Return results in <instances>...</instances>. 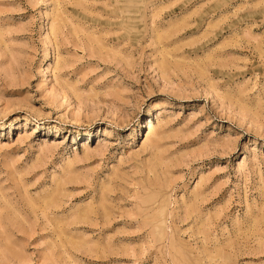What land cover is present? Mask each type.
I'll return each instance as SVG.
<instances>
[{
	"label": "rangeland",
	"instance_id": "374dc122",
	"mask_svg": "<svg viewBox=\"0 0 264 264\" xmlns=\"http://www.w3.org/2000/svg\"><path fill=\"white\" fill-rule=\"evenodd\" d=\"M0 264H264V0H0Z\"/></svg>",
	"mask_w": 264,
	"mask_h": 264
},
{
	"label": "bare ground",
	"instance_id": "6f19581e",
	"mask_svg": "<svg viewBox=\"0 0 264 264\" xmlns=\"http://www.w3.org/2000/svg\"><path fill=\"white\" fill-rule=\"evenodd\" d=\"M149 124V133L152 131V129H153V124L151 123V121L148 123Z\"/></svg>",
	"mask_w": 264,
	"mask_h": 264
}]
</instances>
